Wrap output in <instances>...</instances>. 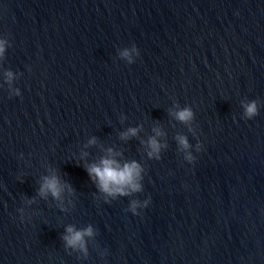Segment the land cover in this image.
I'll list each match as a JSON object with an SVG mask.
<instances>
[{
	"label": "water",
	"instance_id": "95a60500",
	"mask_svg": "<svg viewBox=\"0 0 264 264\" xmlns=\"http://www.w3.org/2000/svg\"><path fill=\"white\" fill-rule=\"evenodd\" d=\"M0 39V264H264V0H0ZM109 149L141 191H99Z\"/></svg>",
	"mask_w": 264,
	"mask_h": 264
},
{
	"label": "clouds",
	"instance_id": "9594fccd",
	"mask_svg": "<svg viewBox=\"0 0 264 264\" xmlns=\"http://www.w3.org/2000/svg\"><path fill=\"white\" fill-rule=\"evenodd\" d=\"M6 50V41L4 39H0V55H3ZM136 51L139 52L138 48L134 45L131 50L125 49L121 55L123 57L128 58L130 61L132 59L131 52ZM14 74L13 72L6 71L5 77L8 81H11ZM16 94L20 95V90H16ZM244 112L245 116L248 119L256 116L259 113V107L256 101H250L244 104ZM175 116L178 120L182 122L190 121L194 112L191 108H182L175 112ZM138 129L137 128H129L127 132L122 133V136L128 137L130 135H136ZM161 133L159 130H156V136H159ZM178 142L184 148H188L189 142L187 137L179 136L177 137ZM95 138L89 141V143H94ZM148 145L150 147L149 156L158 155L161 149V144L158 142L156 137H150L148 140ZM197 150H200V146H197ZM109 155L103 156L97 162H93L91 164H86V171L88 172L90 178L96 183L99 191L109 195V196H117V195H128L131 192H137L142 190V166L135 160L132 161H124L123 163L118 160L113 153L112 149L108 150ZM186 159L189 163L195 161V157L188 153ZM63 190V186L60 182V178L57 175L45 176L43 179V183L39 188V193L42 196L50 194L54 198H59L61 192ZM151 200V196H148L142 204L139 205L141 208H145L148 206ZM138 202L133 201L131 205V210L134 215H138L137 211ZM93 235V228L89 225L83 229H77L72 225H69L66 228V235H64L63 239L66 241V244L70 247H79L80 249L86 251V240L85 237Z\"/></svg>",
	"mask_w": 264,
	"mask_h": 264
}]
</instances>
